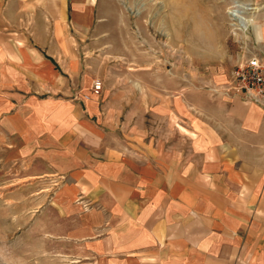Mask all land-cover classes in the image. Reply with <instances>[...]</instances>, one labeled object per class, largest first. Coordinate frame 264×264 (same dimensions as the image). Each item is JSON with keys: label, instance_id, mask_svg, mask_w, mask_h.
I'll return each mask as SVG.
<instances>
[{"label": "crops", "instance_id": "obj_1", "mask_svg": "<svg viewBox=\"0 0 264 264\" xmlns=\"http://www.w3.org/2000/svg\"><path fill=\"white\" fill-rule=\"evenodd\" d=\"M243 1L264 60V0ZM92 2L0 0L2 158L50 184V236L69 264H264V107L225 91L229 70L149 89L143 126L115 130L75 41Z\"/></svg>", "mask_w": 264, "mask_h": 264}, {"label": "rangeland", "instance_id": "obj_2", "mask_svg": "<svg viewBox=\"0 0 264 264\" xmlns=\"http://www.w3.org/2000/svg\"><path fill=\"white\" fill-rule=\"evenodd\" d=\"M92 1L99 20L75 41L84 44L78 53L92 80L90 91L106 92L102 100L113 108L106 122L113 121L125 135L134 132L132 121L143 126L149 89L158 96L161 88L169 96L208 89V78L231 72L255 52L250 40H241L242 31L230 25L227 12L233 0ZM227 79L225 86L230 75ZM1 148L0 264H69L65 243L50 236V195L36 193H49V183L18 179Z\"/></svg>", "mask_w": 264, "mask_h": 264}, {"label": "built area", "instance_id": "obj_3", "mask_svg": "<svg viewBox=\"0 0 264 264\" xmlns=\"http://www.w3.org/2000/svg\"><path fill=\"white\" fill-rule=\"evenodd\" d=\"M227 14L233 30L246 31L253 6L243 0H233ZM230 84L225 91L240 94L244 100L264 107V60L255 52L239 60L230 72ZM99 82L95 89H99Z\"/></svg>", "mask_w": 264, "mask_h": 264}]
</instances>
